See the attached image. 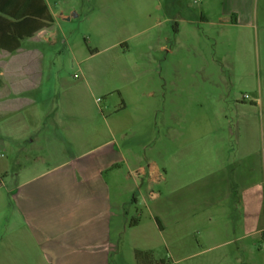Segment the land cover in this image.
Listing matches in <instances>:
<instances>
[{
    "label": "rangeland",
    "instance_id": "obj_1",
    "mask_svg": "<svg viewBox=\"0 0 264 264\" xmlns=\"http://www.w3.org/2000/svg\"><path fill=\"white\" fill-rule=\"evenodd\" d=\"M46 1L50 28L0 56V161L53 164L113 129L163 178L122 180L108 264H264V0Z\"/></svg>",
    "mask_w": 264,
    "mask_h": 264
},
{
    "label": "crops",
    "instance_id": "obj_2",
    "mask_svg": "<svg viewBox=\"0 0 264 264\" xmlns=\"http://www.w3.org/2000/svg\"><path fill=\"white\" fill-rule=\"evenodd\" d=\"M27 2L0 0V7L14 15H22L26 13L23 11L27 9ZM36 2L42 15L48 14L52 20L47 1ZM10 21L13 19L0 14V22L8 24ZM180 22L191 21L181 16ZM50 26L51 23L25 38ZM179 32L180 27L175 24L174 35ZM21 40L15 50L0 48V56L19 50ZM13 43L14 38H11L6 45L12 47ZM12 72L13 65L0 68V75ZM3 86L0 84V96ZM54 125L58 126V118ZM109 133L110 138L96 143H90V137L77 140L73 153L63 155L55 149L58 159L53 164L43 157L20 163L17 158L23 157L21 150H17L12 163L0 161V264H108L114 246L112 233L117 229L120 197L126 189L122 180L131 176L137 180L139 175L147 177L148 182H155V176L163 178L155 161L143 165L133 152L134 158L130 160L116 144L115 130L110 129ZM70 134L81 135L78 129ZM225 193L229 194L227 189ZM149 195L155 199V192L150 191ZM242 195L245 211L241 231L243 237H248L256 230L254 215L250 213V187L243 189ZM152 216L155 220V210Z\"/></svg>",
    "mask_w": 264,
    "mask_h": 264
},
{
    "label": "trees",
    "instance_id": "obj_3",
    "mask_svg": "<svg viewBox=\"0 0 264 264\" xmlns=\"http://www.w3.org/2000/svg\"><path fill=\"white\" fill-rule=\"evenodd\" d=\"M26 4L25 7L27 9L23 11L26 13L22 15H14L0 7V14H4L13 19V21H10L8 24L0 22V48L9 51L15 50L19 47L21 39L31 36L34 32L42 27L48 26L52 22L48 14L45 16L42 15V12H40V9L36 5V0H28ZM28 9H30V11ZM11 38H14V43L12 47H7L6 44L11 41ZM134 258L136 264H164L163 260L156 262L152 260L151 251L136 249L134 251Z\"/></svg>",
    "mask_w": 264,
    "mask_h": 264
}]
</instances>
